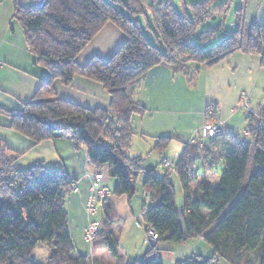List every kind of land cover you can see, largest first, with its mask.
Wrapping results in <instances>:
<instances>
[{
    "label": "trees",
    "instance_id": "obj_1",
    "mask_svg": "<svg viewBox=\"0 0 264 264\" xmlns=\"http://www.w3.org/2000/svg\"><path fill=\"white\" fill-rule=\"evenodd\" d=\"M233 2L225 0L208 12L206 4L180 0L183 14H179L170 0L157 6H149L148 0H47L42 9L12 0L13 20L26 49L48 78L22 109H0V115L9 120L8 129L36 145L71 142L75 152L85 153L90 165L98 170L107 167L115 181L113 197L130 200L135 194L133 180L142 169L140 159L126 153L137 134V122L148 115L137 95L139 84L153 68L167 66L173 74L189 76L191 67L212 68L237 53L259 57L264 68V16L259 25L247 24L246 2L238 0L242 4L233 12L232 32L225 31L222 24ZM148 15L158 32L152 42L144 36L140 21L134 20L141 16L148 21ZM213 16L222 21L197 35ZM106 24L125 36L124 43L106 62L92 57L78 65L76 58ZM214 38L222 40L200 49ZM75 77L101 85L110 97L108 108L89 110L58 98L53 82L69 87ZM210 108L204 111V122H218ZM258 117L247 116L246 137L204 142L199 137L197 145L183 149L173 165L182 192L180 208L175 206L170 172L161 164L163 176L146 172L142 194L150 207L143 210L141 225L144 233L152 231L158 240L140 259L124 263L118 256L112 229L120 219L110 199L100 201L103 222L97 236L117 264H162L156 258L160 250L196 238L212 249L213 256L207 260L193 256L176 264H264V109ZM171 140L155 138V148L162 150ZM1 151L0 264H40L32 258L39 245L48 248L45 264H96L89 255L76 252L68 231L65 200L76 183L64 171H49L39 163L17 170L13 167L17 155ZM219 161L222 171L216 187L202 179L192 189L196 163L212 169ZM192 166L195 171L190 175Z\"/></svg>",
    "mask_w": 264,
    "mask_h": 264
},
{
    "label": "crops",
    "instance_id": "obj_2",
    "mask_svg": "<svg viewBox=\"0 0 264 264\" xmlns=\"http://www.w3.org/2000/svg\"><path fill=\"white\" fill-rule=\"evenodd\" d=\"M241 4L239 2V6ZM245 7V22L249 25H259L264 16V0H250ZM232 22L229 24L231 29L233 28ZM13 36L14 33L0 37V109L5 111L22 109L23 105L32 99L39 87L48 78L47 71L40 67L36 58L27 51L22 36ZM124 41L125 36L116 27L106 24L76 58V63L83 66L92 57H97L106 62ZM191 68V70H198L195 78L192 79L193 81L189 79L188 75L173 74L167 66L155 67L148 73V83L150 84L148 90L155 89V93L150 92L146 102L144 99H138V102L148 110V126H151L152 131L155 132L153 136H169L172 139H178L165 125V114L166 116L178 114L183 117L192 114L196 116L200 126V123H203L204 111L207 106L216 111V121L225 124V134L218 138L219 141H225L226 137L239 136L240 132L244 135L246 130L243 127L246 118L242 122L235 120L237 113L233 108L238 103L240 95L249 92L251 89L252 96L255 95L253 89L259 90V96L253 100L254 107L251 105L252 108L256 110L264 108V93L261 94L264 85L261 84L256 88L255 83L254 88L252 87L253 80L256 78L257 81L258 76L264 74V68L260 66V58L246 53H237L212 68L201 66ZM197 85L199 91L196 90ZM53 88L58 98L89 110L107 109L109 106L110 97L102 86L81 77H75L69 87L61 85L56 80L53 82ZM191 101L197 102L193 109L191 108ZM233 110L234 112H232ZM145 120L147 119L144 118L137 122L138 131L147 123ZM8 125L9 120L0 115V151L5 150L1 151L3 155L7 152L17 155L13 163L15 169L22 170L39 163L49 171H64L76 183V190L69 193L65 200V209L68 213V231L76 252L80 255H89L96 264H117V261L102 246V241L98 236L91 242L86 239L87 228L92 224L101 227L103 222L98 201L94 204V213L90 214L87 211L88 199L94 195V192L91 191L94 176L98 173H102L104 176L100 186L109 192V199L120 219V222L113 226L114 236L115 230L119 229L120 226L125 227L126 222L129 224L127 225L129 228H133L132 209L124 197H113L112 191L115 183L108 176L107 167L98 170L90 165L85 153L75 152L69 141L51 140L36 145L22 135L8 129ZM192 136L195 137V134ZM197 172L195 180L191 184L192 189L202 179L210 183L212 187H216L219 177L213 173L212 169L202 167L199 175ZM136 226V234L133 237L135 246L131 253L122 256L118 252V256L124 263L140 259L148 247L144 238L143 226L137 221ZM98 239L100 242H97ZM184 244L190 246L192 257L198 256L207 260L213 256L212 249L201 238L189 239ZM172 247L166 246L160 251H163L165 256H174ZM32 258L35 260L33 253ZM176 258L179 259L178 256ZM46 260L47 258L45 262ZM35 261L37 262V260ZM172 261L178 263L174 257H172ZM218 262L217 264H225L221 261Z\"/></svg>",
    "mask_w": 264,
    "mask_h": 264
},
{
    "label": "rangeland",
    "instance_id": "obj_3",
    "mask_svg": "<svg viewBox=\"0 0 264 264\" xmlns=\"http://www.w3.org/2000/svg\"><path fill=\"white\" fill-rule=\"evenodd\" d=\"M167 0H148V5L149 6H157L161 3H165ZM225 0H187L188 5H205L206 4V11L212 12L216 7L221 6V4ZM233 5L229 10V13L227 14V18L225 19V22L222 24L224 27L225 31L232 32V29L230 28L229 24L233 21V12L237 7L239 6L238 0H233ZM171 4L179 14H183V6H181L180 0H170ZM245 5L250 2V0H245ZM189 9V7H187ZM187 10V9H186ZM188 13V11H186ZM221 13V12H220ZM134 20L140 21V26L142 28V32L144 33V36L152 42L153 36H157L158 32L154 29L153 24L150 20V16L148 15V21H144L143 17H135ZM221 19L218 18L216 19V16L211 17V19L204 25H202L198 31L197 35L200 33L214 27L218 23H220ZM14 33L15 35H19L20 37L22 36L21 29L17 22L13 20V9H12V0H0V37H2L5 34L12 35ZM13 36V37H14ZM222 38H214L210 39L208 42H206L204 45L200 46V49L203 48H210L218 45L221 42ZM154 41V40H153ZM202 69V68H200ZM196 72L198 73V70H191L189 73V79H193L196 76ZM264 73V72H263ZM257 77V76H255ZM193 81V80H192ZM191 81V82H192ZM197 82V81H196ZM256 83V88L260 86L261 84L264 85V74H260L258 76L257 81L256 78L253 80V85L252 87L254 88V84ZM199 85V84H198ZM197 85L196 90L199 91V87ZM148 87H150V84L148 83V74L146 77L143 79V81L139 84V95H137V99H144L145 102L148 99V95H150V92L155 93V89L152 91L148 90ZM252 91V89L250 90ZM247 92L245 94L240 95L238 98V103L236 106L233 108L235 110V113H237V116H235V120H239L242 122V120L247 118V116L251 115L256 118V120H259L258 117V111H261L262 109H253L252 106L254 107V99L255 97L259 96V90L253 89V93L255 95L252 96L251 92ZM264 93V89L261 91V94ZM187 98V97H186ZM197 99V98H194ZM188 103V102H187ZM197 102L191 101V108H195ZM252 105V106H251ZM264 109V108H263ZM234 110L232 112H234ZM196 112V111H195ZM207 112V111H206ZM207 114V113H206ZM152 117V116H151ZM165 125H167L168 129L172 131V134H175L178 139H172L168 146L162 150H159L158 148H155L156 142L155 138H160L157 135H155V132L152 131V127L148 126V116L145 117V123L144 126L140 128V131H137V134L133 137L132 143L130 145L129 150L127 151V157L129 158H138L140 159V167L142 171L138 174V176L133 180V186L135 188V194L130 200H127L129 204V207L132 209V214L134 216V219L132 221L133 228H129V224L127 222L125 223V227L120 226L119 229L115 230V236L118 239V245L119 249L118 252L120 255H127L130 254L133 247L135 246L134 239L136 234V221L140 224L141 223V214L144 209H148L150 207V201L148 199H145L142 194V184L145 180V175L146 172L152 171V173L157 176L161 177L163 176V169L160 166V162L162 160H166L170 162L172 165L176 164L181 152L185 148V146L189 144L197 145L199 142V137H200V131H201V126L204 123L205 124V119H203V123H200V126L198 125L199 122L196 119V116L189 114V116H179L178 114H174L172 116H166L165 114ZM207 117V115H206ZM200 119H202V116H200ZM219 122V121H218ZM246 122V120H245ZM260 122V121H259ZM211 123V122H210ZM214 123V122H213ZM223 123L224 126V134H225V124ZM155 125V124H154ZM245 128V123L244 127ZM140 133H142V136H140ZM195 134V137L192 136ZM224 134L215 136V138H221L224 136ZM247 134V132L245 133ZM243 135L242 132H240L239 137L242 138L243 136L246 137L247 135ZM192 136V137H191ZM162 137H169V136H162ZM191 137V138H190ZM245 141L248 142L249 139L245 138ZM183 146V148H182ZM230 148V147H229ZM228 148V150H230ZM182 150V151H181ZM197 164L198 172L197 175L200 174L202 166L199 163ZM174 170V166L172 167ZM170 169V175L172 176L170 178L171 185L173 186V191L175 195V206L177 208L181 207L182 204V192L177 180V177L173 174V171ZM213 173H215L216 176L221 175L222 171V163L219 161L212 167ZM104 179V176L102 173H100ZM192 175V174H190ZM114 181V180H113ZM115 183V181H114ZM113 192V191H112ZM122 209V208H121ZM101 229H99L100 232ZM145 237V233H144ZM97 242H100L98 239ZM145 244V243H144ZM157 244L154 243L152 246H155ZM146 245V244H145ZM151 246V245H148ZM172 251H174V256L168 255L165 256V253L163 251H160L156 258L162 262V264H176V261H172V257L178 260L179 262H183L185 260H188L191 255V248L187 244H180L172 247ZM179 257L176 258V257ZM255 254L253 255V257ZM33 257L37 262L40 264H45V259L48 257V248L45 245H39L37 246L34 251H33ZM217 263H219L217 261ZM213 263V264H217Z\"/></svg>",
    "mask_w": 264,
    "mask_h": 264
},
{
    "label": "built area",
    "instance_id": "obj_4",
    "mask_svg": "<svg viewBox=\"0 0 264 264\" xmlns=\"http://www.w3.org/2000/svg\"><path fill=\"white\" fill-rule=\"evenodd\" d=\"M19 5L26 7V8H33V9H42L47 3V0H16ZM263 125V122H259V127L261 128ZM224 126L221 122H214V123H203L201 126L200 131V138L201 142H204L207 139L215 138V136H219L224 134ZM247 135V134H245ZM161 166L164 168V170L169 171L172 169L173 165L166 161L162 160L160 162ZM173 171V169L171 170ZM195 171V167H190L188 170V174H192ZM103 181V177L100 173L96 174L94 176V182L92 185V192H94V195H91L88 199L87 203V211L88 213L92 214L95 212L94 204L96 201L100 203V201L109 199L110 194L107 191V189L100 186L101 182ZM76 190V187H75ZM100 227H98L96 224L90 225L86 230V239L88 242H91L99 233ZM145 242L148 245H153L157 242L158 236L154 234L152 231H148L145 233Z\"/></svg>",
    "mask_w": 264,
    "mask_h": 264
}]
</instances>
